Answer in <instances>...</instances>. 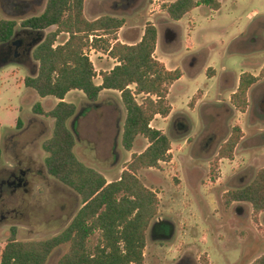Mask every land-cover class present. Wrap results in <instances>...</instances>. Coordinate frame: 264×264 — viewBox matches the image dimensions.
Here are the masks:
<instances>
[{
    "label": "rangeland",
    "instance_id": "1",
    "mask_svg": "<svg viewBox=\"0 0 264 264\" xmlns=\"http://www.w3.org/2000/svg\"><path fill=\"white\" fill-rule=\"evenodd\" d=\"M168 1L162 0L161 7L169 4ZM46 2L28 0L22 3L28 11L20 14L16 11L17 0H0V20H14L19 24L41 14ZM221 2L219 13L200 6L177 25L163 20L158 24L161 44L155 57L169 54L187 77L185 75L169 89L167 101L173 113L167 120L157 116L151 124L170 139V160L160 163L157 169L137 173L139 180L159 199L158 215L147 233L144 264H202L204 261L208 264H251L264 254V213L255 222L249 204L226 206L223 199L225 193L247 186L264 167V116L256 115L255 90L250 91L245 113L237 112L230 99L239 73L244 68L251 73L264 65V0ZM5 3L14 4V9H8ZM92 9V0H88L87 11L91 13ZM252 12H257V18L250 20ZM129 26L139 30L144 25ZM168 28L179 32V43L169 45L162 41ZM237 31L244 32L243 37L232 46L229 37ZM47 33L41 35L42 39ZM125 33L121 32L122 39ZM67 38L66 34H61L54 46ZM189 53L196 54L198 60L186 59ZM33 65L31 75L22 62L18 66L9 63L0 71V120L10 125L19 106L23 124L26 115L35 119L22 138L33 140L30 150L45 177V181L37 180L35 198L30 200L28 213L14 227L18 240H44L60 234L81 207L75 192L47 174L41 146L52 134L53 121L35 115L33 108L40 103L48 112L58 101L52 97L41 99L24 86L26 77L37 74V63L33 61ZM207 65L218 71L212 83L206 80L215 75V70ZM200 72L204 73L196 82L189 81ZM94 82L98 84L100 80L95 78ZM196 85L199 90H195ZM201 98L203 100L197 104ZM65 101L77 108L68 126L75 136L78 160L104 175L107 181L118 180L132 155L143 152L148 146L147 140L139 137L130 152L122 147L125 109L120 94L102 92L97 102L90 103L81 92L74 91ZM137 101L140 103L141 98L137 97ZM234 126L240 127L243 137L233 158L217 161L218 151ZM41 131L44 134L38 137ZM237 210L240 211L237 213ZM155 224L167 226V233L155 236V232H151ZM0 234H3L0 235L1 254L9 238L8 227H3ZM98 239V233L92 236L89 247L93 248ZM67 249V245L55 249L47 264H57Z\"/></svg>",
    "mask_w": 264,
    "mask_h": 264
},
{
    "label": "trees",
    "instance_id": "2",
    "mask_svg": "<svg viewBox=\"0 0 264 264\" xmlns=\"http://www.w3.org/2000/svg\"><path fill=\"white\" fill-rule=\"evenodd\" d=\"M84 1L48 0L41 15L21 23V27L48 32L32 54L37 74L26 77L24 86L41 99L52 97L58 101L48 112L40 103L33 108L35 115L53 121L52 134L41 146L44 165L50 177L79 196L81 207L69 225L51 238L18 240L13 230L1 251L0 264H47L53 251L63 245L68 249L57 264H144L147 233L158 215L159 199L139 180L137 173L157 169L171 158L170 139L150 124L156 116L170 115L169 89L182 73L179 69L166 70L154 58L157 29L153 25H146L137 44H121L117 33L124 20L105 16L88 21L83 14ZM202 5L214 11L220 8L215 0H175L163 8L171 21L178 22ZM15 26L14 21H0V44L12 38ZM52 28L55 30L50 31ZM61 34H66L67 40L54 46ZM89 50L101 51L116 60L111 71L100 73L101 85L94 82L97 75L87 55ZM262 78L264 67L258 77L249 73L240 76L238 88L231 96L237 112L245 113L247 92ZM74 91L81 92L90 103L97 102L103 91L119 93L125 109L122 147L130 152L139 137L148 142L143 152L132 155L116 181L108 182L75 155L76 140L68 124L77 108L65 101ZM137 97L141 98L140 103ZM242 137L240 127L234 126L216 160H232ZM223 199L226 206L249 204L257 222L264 213V168L247 186L225 193ZM97 233L98 242L90 248L89 241ZM251 264H264V254Z\"/></svg>",
    "mask_w": 264,
    "mask_h": 264
},
{
    "label": "flooded vegetation",
    "instance_id": "3",
    "mask_svg": "<svg viewBox=\"0 0 264 264\" xmlns=\"http://www.w3.org/2000/svg\"><path fill=\"white\" fill-rule=\"evenodd\" d=\"M26 1L28 0H17L18 3L16 5L18 8L16 11L18 13L22 14L28 11L29 8L22 4ZM4 6L10 10L14 9V4L5 3ZM39 15L31 16L27 19ZM23 21L19 24L14 21L16 26L12 38L0 44V71L9 63H14L18 66L22 62L29 75H31L30 73L34 66L33 51L45 38L42 39L41 35L43 33L41 32L21 27ZM18 27L20 29H17ZM162 36L164 42H175L177 39L175 30L171 28H168ZM191 59H195L194 61L196 62L198 56H194ZM20 108L19 106L16 109L17 116L13 117L10 125L4 124L0 120V231L7 226L9 229L8 237H10L13 230L16 232L14 227L18 226L19 220L26 217L30 200L35 198L34 188L37 180L45 181V177H42L43 173L36 166L30 150L33 140H30L29 137L22 138L28 134L35 119L26 115L23 117L25 121V124H23L21 122ZM43 134V131H41L38 137H42ZM165 230L166 232H164ZM167 230V226L155 224L151 232L154 231V235L160 237L164 236ZM0 235L1 237L3 236V234Z\"/></svg>",
    "mask_w": 264,
    "mask_h": 264
},
{
    "label": "crops",
    "instance_id": "4",
    "mask_svg": "<svg viewBox=\"0 0 264 264\" xmlns=\"http://www.w3.org/2000/svg\"><path fill=\"white\" fill-rule=\"evenodd\" d=\"M87 1L88 0L84 1L83 14L88 21H95V20H97L101 17H105V16L115 17V18L124 20V26L117 33L118 42H120L121 44H126V45L137 44L138 42H140V40L144 34V30H145L146 25H148V24L153 25L157 29V41H156V49L154 52V58L157 61H159L160 63H162L164 65V67L166 68V70H168V71H174L176 69H179L181 71L182 77L178 81L174 82V84L183 80V78L186 75L184 73V69L183 68L181 69L178 65H176V63L174 64V62L172 61V58L169 54H167V55L164 54L165 56L162 55L160 58L155 57L157 55L158 47L161 44V37H160L158 24L160 21L163 20V22H172V23H175L177 25L179 22L182 21V19L184 17L195 12L197 9L200 8V6L198 8H195L194 10L189 12L188 14H186L180 21L174 22V21H171L169 19V17L166 15V12H165V9L163 8V6L161 7L162 3H164V2H161L162 0H92L93 9H92L91 13H89L87 11ZM174 1L175 0H170L168 2L170 4V3H173ZM195 1H197V0H195ZM215 1H217L220 5L219 10L214 11L207 6H205V7H207L208 9L213 11L214 13H219L222 9V2H221V0H215ZM230 1L236 2V0H230ZM202 6H204V5H202ZM256 14H257V12H252L251 14H249L248 18L250 20H253V19L257 18ZM137 24H143L144 25L143 29L136 30L135 26L134 27L129 26V25H137ZM123 31H126V33H125V37L122 39L121 38V32H123ZM243 33L244 32H241V31H239V32L237 31V32L233 33L229 37V44H232V46H233L237 41L241 40L243 37ZM176 35H177V39L176 40L174 39L175 42H164L163 40L162 41L165 44L175 45L176 43L180 42L179 32H176ZM133 39H136V41H134ZM89 53H90V55H93V57L96 59L95 61H93L92 57L90 55L88 56L89 60L93 64V67L96 71V75H97L96 78H98L100 80V82L98 84H96V83L95 84L101 85L102 80H101L100 73L111 71L113 69V67L116 65V60L110 58L107 54H105L101 51L91 50ZM194 56H197V55L194 53H189L185 58L191 59ZM107 59H108V61H107ZM96 64H97L98 68H96ZM207 67H210L213 70H215V75L213 74L211 77L207 78V80H206L207 82L212 83L216 80V78L218 76V71L214 67H211L210 65H207ZM263 67H264V65L262 67L257 68V70L253 69V71L251 73L247 72V70L244 68V70H242L239 73L238 78H236V80L234 81V83L232 85L233 88L230 92V99H231V96L236 92V90L238 88L239 78L242 74L249 73L253 77H258ZM202 73H204V72H200L197 76L191 77L189 79V81L196 82L201 77ZM230 74H232V73H230ZM186 77H187V75H186ZM195 90H199V87L197 86L195 88ZM251 90H255L254 91L255 96L257 97L256 102H255L257 105L256 115L261 118L264 116V92H263L264 91V79L261 81H258L256 84H254L248 90V92H247L248 103L250 102V91ZM103 92H112V91H103ZM203 97H205V95ZM168 98H169V95H168L167 99ZM202 100H203V98L198 100L197 104H199ZM171 106H172V104H171ZM173 111H174V109L171 110L170 114H172ZM167 119H168V117L163 118V120H167ZM153 122H154V120L151 122V124ZM151 127H152V125H151ZM260 138H262V137H260ZM108 182H111V181H108Z\"/></svg>",
    "mask_w": 264,
    "mask_h": 264
},
{
    "label": "water",
    "instance_id": "5",
    "mask_svg": "<svg viewBox=\"0 0 264 264\" xmlns=\"http://www.w3.org/2000/svg\"><path fill=\"white\" fill-rule=\"evenodd\" d=\"M240 210H237V213L239 212Z\"/></svg>",
    "mask_w": 264,
    "mask_h": 264
}]
</instances>
